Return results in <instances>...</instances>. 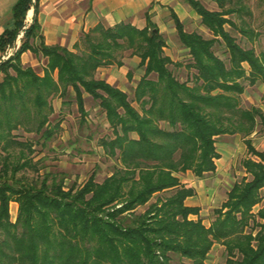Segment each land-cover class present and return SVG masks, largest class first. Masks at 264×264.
<instances>
[{"label":"trees","instance_id":"obj_1","mask_svg":"<svg viewBox=\"0 0 264 264\" xmlns=\"http://www.w3.org/2000/svg\"><path fill=\"white\" fill-rule=\"evenodd\" d=\"M185 1L210 34L186 31L173 13L190 57L185 66L165 54L166 40L148 12L142 29L98 24L70 50L43 41L40 0L15 3V28L0 36L2 53L15 44L32 8L35 19L20 47L0 62V264H207L216 243L227 250L225 264H264V152L247 139L264 130V110L241 105L247 85H264V52L233 34L251 44L260 36L251 23V0H215L214 11ZM216 45L225 48L227 61ZM127 50L144 70L134 89L138 107L126 91L97 78L99 68L123 66ZM28 51L46 59L43 75L22 64ZM172 66L194 72L182 81ZM72 94L81 124L87 122L86 94L112 130L100 143L117 164L102 182L93 173L83 184L66 186L65 174H41L36 160L35 146L47 147L61 126L51 121L53 99L66 105ZM236 133L258 159L242 162L247 177L233 184L207 227L192 218L200 208L186 205L195 190L181 176L214 173L217 137ZM12 203L18 204L14 221ZM141 207L147 208L138 212Z\"/></svg>","mask_w":264,"mask_h":264},{"label":"crops","instance_id":"obj_2","mask_svg":"<svg viewBox=\"0 0 264 264\" xmlns=\"http://www.w3.org/2000/svg\"><path fill=\"white\" fill-rule=\"evenodd\" d=\"M17 1L0 0V36L5 30H13L15 28L12 8ZM199 1L211 11L218 10L215 0ZM252 11L255 14L253 8ZM31 12V15L28 12L27 16L33 22L35 19L33 8ZM147 12L150 16V21L156 24L162 36L163 32L166 31H171L170 33L173 34L175 32L178 36L173 13L184 25L186 31L193 32L199 29L201 32L206 33V30L201 25L200 16L185 0H40L37 20L41 26V34L45 44L60 45L74 50L73 46L76 42L80 41L83 34L88 33L98 24H103L106 28H109L121 23H130L139 29L144 28L148 24L145 15ZM163 37L165 38V36ZM34 42L35 45H38L41 39L36 38ZM166 43L168 45L167 40ZM252 45L255 47L254 44ZM7 51L2 53L0 50V62L3 61V57ZM21 60L24 66H31L34 69L40 64L38 56L31 51L23 53ZM43 61L46 62V59L44 58ZM124 67V65L120 67L117 65L102 67L98 69L97 74L100 73L101 75L99 79L106 80L111 85L124 90L117 84L116 76L109 77L105 75L106 72L110 71L114 74L119 70L128 82V71H125ZM39 73L43 75V70L41 69ZM258 107L264 110L263 105ZM257 133L258 129L247 139L252 140L253 145L258 151L264 152L256 144V140L259 139L256 138ZM216 150L220 157L215 160L216 171L214 173L208 174L203 179L196 178L191 171L181 176L182 183L195 190V195L186 200V205L200 208L199 215L192 216L193 219H197L198 217L202 219L204 216H208L211 209L217 208L218 201L221 200V206L227 200V194L235 183V179L232 183L231 176L235 177V174L238 172L236 171L238 161L243 169L239 173L244 178L247 177V173L244 171L242 162L249 157L255 160L258 159L256 156L248 153L245 137L240 133L225 134L217 137ZM12 204L17 205L18 209L17 203ZM202 221L207 227L212 222L209 218L208 220L202 219Z\"/></svg>","mask_w":264,"mask_h":264},{"label":"rangeland","instance_id":"obj_3","mask_svg":"<svg viewBox=\"0 0 264 264\" xmlns=\"http://www.w3.org/2000/svg\"><path fill=\"white\" fill-rule=\"evenodd\" d=\"M251 7L255 14L252 18V26L259 33V37L256 39L255 49L257 53L264 52V5L261 0H251ZM201 32L199 29H197ZM174 31V30H173ZM171 31L163 32V36L168 41V45L165 48V54L172 57L174 62H181L183 66L190 62L188 52L183 48L181 42L176 33H170ZM233 34L239 39L245 47H252L251 44L238 33L233 31ZM206 37H210L208 31L204 33ZM216 54L222 59L227 61V55L225 54V48L221 45L214 47ZM7 52H10L8 50ZM6 55V54H5ZM4 55V56H5ZM9 58V57H8ZM6 58V59H8ZM40 64L36 67L37 71H41L43 65L46 63L43 61V57L38 56ZM3 57V60H6ZM120 59L124 63V70L130 72L132 77L129 81L124 78L123 73L119 70L114 74L106 72V76H116L117 84L121 86L129 95V99L133 105L138 107L134 98V89L137 81L143 75L144 70L139 66L140 59L137 56L131 54V50L122 52ZM173 70L178 74L182 81L187 80L193 69H186L184 67L176 68L172 66ZM115 70V69H113ZM100 73L97 74L99 78ZM85 106L88 112L87 122L81 124V115L78 111V107L74 98L68 96L65 100L69 104L64 105L63 99L55 97L52 101L55 108V113L51 117L52 124L60 123V129L57 131V135L52 141L48 142V146L43 148L39 145L35 146L38 154L36 160L41 159L40 165L43 166L41 174L46 172L63 173L66 175L65 184L69 186L73 182L83 184L93 173H96L97 182H102L107 176L111 175L116 167V160L114 157L108 155L104 148L101 146V139L105 136H112V130L106 121L105 113L99 107L98 102L93 100L90 96L86 95ZM241 105L245 108H249L253 105L264 106V85L258 84L254 87L246 86V93L242 95ZM260 129V128H259ZM26 137L34 138L35 135H26ZM256 138V144L259 145L261 150H264V130H258ZM242 167L237 164L235 177L231 176L233 183L241 181L243 176L239 173L242 171ZM32 177V173H29ZM196 179V178H195ZM155 200V199H154ZM217 208L220 207L221 200L218 201ZM219 206V207H218ZM147 207H141L137 211L143 212ZM259 207H257L258 209ZM213 208L209 211L208 216H204L202 219L212 221L214 218ZM11 215L13 221L17 216V205L12 204ZM228 258L227 250L224 245L216 243L209 253L207 264H225Z\"/></svg>","mask_w":264,"mask_h":264},{"label":"built area","instance_id":"obj_4","mask_svg":"<svg viewBox=\"0 0 264 264\" xmlns=\"http://www.w3.org/2000/svg\"><path fill=\"white\" fill-rule=\"evenodd\" d=\"M32 23V20L27 16L26 17V20H25V25L22 27L18 37H17V40L15 42V44L9 49L10 52H7L6 55L4 56V59L10 57L14 50L18 49L21 45V41H22V38L24 36V32L25 30L29 27V25Z\"/></svg>","mask_w":264,"mask_h":264},{"label":"bare ground","instance_id":"obj_5","mask_svg":"<svg viewBox=\"0 0 264 264\" xmlns=\"http://www.w3.org/2000/svg\"><path fill=\"white\" fill-rule=\"evenodd\" d=\"M31 13H32V12H31V10H30V11H29V15H31Z\"/></svg>","mask_w":264,"mask_h":264},{"label":"water","instance_id":"obj_6","mask_svg":"<svg viewBox=\"0 0 264 264\" xmlns=\"http://www.w3.org/2000/svg\"><path fill=\"white\" fill-rule=\"evenodd\" d=\"M16 50H17V49H16ZM16 50H14V52H15ZM14 52H13V53H14Z\"/></svg>","mask_w":264,"mask_h":264}]
</instances>
